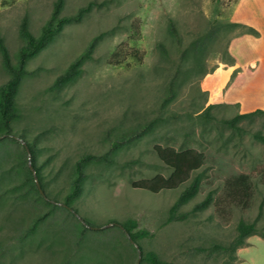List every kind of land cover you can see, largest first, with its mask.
<instances>
[{"label":"rangeland","instance_id":"1","mask_svg":"<svg viewBox=\"0 0 264 264\" xmlns=\"http://www.w3.org/2000/svg\"><path fill=\"white\" fill-rule=\"evenodd\" d=\"M238 1L65 0L63 15L91 8L29 59L16 96L20 118L13 131L34 148L44 196L20 140L0 141V264H149L148 252L168 264H264V113L236 128L221 122L240 113L226 102L238 101L243 112L259 108L250 87L228 86L221 70L233 62V36L251 31L235 21ZM53 2L0 0V37L12 63L24 43L21 18L27 16L37 35ZM92 38L91 57L77 76L50 90ZM8 77L0 52V85ZM207 108L214 119L201 116ZM149 123L146 132H135ZM156 145L204 154L191 176L197 191L179 207L187 214L182 220L167 217L190 181L158 193L132 186L170 175ZM87 153L110 162L90 164L81 193L66 206L74 164ZM241 174L248 194L236 182ZM207 195L210 203L193 210ZM129 219L149 232L134 239L139 253L116 225ZM239 220L257 231L237 248L236 259L209 253L212 243L233 239Z\"/></svg>","mask_w":264,"mask_h":264},{"label":"trees","instance_id":"2","mask_svg":"<svg viewBox=\"0 0 264 264\" xmlns=\"http://www.w3.org/2000/svg\"><path fill=\"white\" fill-rule=\"evenodd\" d=\"M64 3L65 0H54L51 13L41 26L37 35H34L30 31L27 16L24 15L21 18L19 24V35L23 38L24 43L17 50L15 63L11 62L9 52L2 38L0 37V52L2 55V62L4 68L9 73L8 79L2 85H0V141L3 137L5 139H13L14 137L15 139L24 141L25 146L23 144L22 145L25 150H28L30 154L33 169L43 190L44 188L42 184L40 167L35 164L36 155L33 146L28 141H26V139L18 136L13 131V124L20 118V111L17 106L16 96L22 78L28 73L26 64L29 59L45 48L50 42H52V40L61 31L65 24L78 21L82 15L88 12L91 8V4L88 3L87 5L79 7L73 14L63 15L61 13ZM250 30V33L254 32L252 28H250ZM94 42L95 38H92L87 46L71 60V62L60 74L55 77L53 83L49 87L50 90H59L77 76V74L80 72L81 64L91 57ZM167 100L168 99H165L164 102H167ZM208 109L209 108L205 109L201 116L206 120L214 119L213 115L209 113ZM262 113H264L262 109H256L251 112L238 113L229 119H222L221 122L230 127L236 128L237 122L241 119ZM149 126H151V123L146 124L141 128V130L135 132H137V134L146 132L150 129ZM257 137L261 138L260 135H257ZM124 138L125 137H123V139ZM154 151L160 160L166 166L172 169L170 175L164 176L157 174L151 178H144L135 181L132 183V186L150 191L152 193H158L161 190L178 189L180 186L190 181L182 190H180L175 203L169 209V214L167 217V221L182 220L186 218L187 214L179 212V207L187 202L197 191L198 180L196 178H191V176L194 171L203 165L204 154L194 148L179 151L173 147H162L160 145H156L154 147ZM102 162L108 163L110 162V159L106 155H98L93 153L83 154L77 158L70 180L69 192L65 196L63 204L70 206L72 203H74L76 197L81 193L84 180L87 177V167L90 164ZM236 180L237 183L243 185L242 192L244 194H248V185L244 184V181L247 180V176L245 174H241ZM209 203L210 197L207 195L203 200L199 201L193 206V210L203 209ZM85 223L87 225H91V223L87 220H85ZM120 225L133 240L149 235L148 231L137 229L138 224L135 220L129 219L123 223H120ZM81 228L86 229L84 225H81ZM256 231L257 228L253 222L239 220L236 225V235L233 237V239L225 245L220 243H212L208 247V251L209 253L226 254L229 260L233 261L236 259L235 252L237 248L242 247L246 242V238L254 234ZM143 259L149 264H168L167 262L160 260L153 252L146 253ZM224 264H230V261H225Z\"/></svg>","mask_w":264,"mask_h":264},{"label":"crops","instance_id":"3","mask_svg":"<svg viewBox=\"0 0 264 264\" xmlns=\"http://www.w3.org/2000/svg\"><path fill=\"white\" fill-rule=\"evenodd\" d=\"M234 12L235 21L251 27L254 32L233 36L228 47L233 62L221 70L228 77V86L250 87L258 99L256 107L264 111V0H239ZM226 103L237 104L240 113H246L238 101Z\"/></svg>","mask_w":264,"mask_h":264},{"label":"water","instance_id":"4","mask_svg":"<svg viewBox=\"0 0 264 264\" xmlns=\"http://www.w3.org/2000/svg\"><path fill=\"white\" fill-rule=\"evenodd\" d=\"M20 142L25 146L23 140H20ZM26 151L28 152V150H26ZM28 153H29V152H28ZM29 168H30V170H31L32 173H33V180H34V182H35V185H36V187H37L39 193H40L41 195L44 196L43 190H42V188L40 187V185H39V183H38V181H37V178H36V175H35V171H34L33 167L30 165V163H29ZM57 203H58V204H62L61 202H57ZM71 211L74 213V215L77 217V219H79L82 223H84V221L80 218V216H79L76 212H74L73 210H71ZM111 224H113V223L104 224V225H101V227L108 226V225H111ZM116 225H118L119 227L122 228V226H121L120 224L116 223ZM122 229H123V228H122ZM125 233H126V232H125ZM126 235H127V238H128L133 244H134V246H135L136 249H137V252L139 253V248H138V246L136 245V243L134 242V240L129 236V234L126 233Z\"/></svg>","mask_w":264,"mask_h":264}]
</instances>
